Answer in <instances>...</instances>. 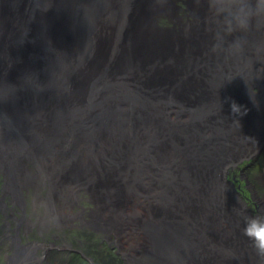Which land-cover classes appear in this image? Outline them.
I'll use <instances>...</instances> for the list:
<instances>
[{
  "label": "bare ground",
  "instance_id": "obj_1",
  "mask_svg": "<svg viewBox=\"0 0 264 264\" xmlns=\"http://www.w3.org/2000/svg\"><path fill=\"white\" fill-rule=\"evenodd\" d=\"M135 1L79 0L85 29L27 68L12 38L37 0L0 15L1 264H45L39 233L72 225L97 264H264L224 180L264 144V29L221 42L207 0Z\"/></svg>",
  "mask_w": 264,
  "mask_h": 264
},
{
  "label": "water",
  "instance_id": "obj_2",
  "mask_svg": "<svg viewBox=\"0 0 264 264\" xmlns=\"http://www.w3.org/2000/svg\"><path fill=\"white\" fill-rule=\"evenodd\" d=\"M21 0H2L0 6V15L19 14L18 5ZM79 0H37L35 6L28 10L24 9L21 13H28L25 17L27 26H22V20L16 17L14 53L16 61L23 63L26 68L30 67L35 61H40L47 54L54 56L53 49L61 50L63 42L67 43V38L71 34H75L84 30L85 18L75 17L74 8L72 7ZM4 7V8H3ZM39 7V11L35 12L32 8ZM81 19V22H78ZM3 40L6 41L8 29L5 31ZM53 54V55H52ZM230 174V173H229ZM229 174L224 175V180L229 186L232 196V202L243 213L246 218L252 217L246 210L245 203L240 198L234 181L229 178ZM255 217V216H253Z\"/></svg>",
  "mask_w": 264,
  "mask_h": 264
},
{
  "label": "rangeland",
  "instance_id": "obj_3",
  "mask_svg": "<svg viewBox=\"0 0 264 264\" xmlns=\"http://www.w3.org/2000/svg\"><path fill=\"white\" fill-rule=\"evenodd\" d=\"M2 0H0L1 4ZM140 2L143 6L142 13H140V16H144V13L147 12V8L149 7L148 5L146 6V2L144 0H136L134 3ZM183 6L187 8V0L183 2ZM193 20V17H191ZM192 20L190 22H192ZM185 23H190L186 19L184 20ZM137 27V26H136ZM136 27L134 26H127L123 27L121 31H125L126 38L122 37V32L119 31L118 37H120V40L124 42V40H127V36L129 35L131 37V41H137L141 42V36L139 34V28L135 29ZM164 27V26H160ZM176 32L179 31L178 27H175L174 29ZM122 45V44H121ZM119 45V46H121ZM170 69L173 70L171 67ZM255 69V66H254ZM239 77V76H238ZM184 88V87H183ZM185 93L186 96L189 92L184 91L182 94ZM251 157L244 161H240L237 163L232 171V174L229 175V178L234 181V184L236 187L242 185L243 188H246V194L247 196L250 197L251 201L253 203L257 202L256 199H253L254 193L257 195H260V197H263L264 194V177L261 175L262 173L264 174V145H260L258 147V150L256 153H253L250 155ZM246 176V177H244ZM250 184V185H249ZM255 196V197H256ZM75 208V207H74ZM76 209V208H75ZM67 228V227H66ZM38 232V231H37ZM28 233V234H27ZM82 233L83 229H79L78 226L72 225L69 227V230H65L64 228H61V230H58V228L53 227L50 233L45 232V233H39L43 234L44 237L38 239V241H42L43 243H50L51 241H55V235L60 236L61 239L58 241L60 242L59 244L57 243L55 248L54 247H49L50 251L51 249L54 250V253L51 254V257L48 258L47 264H97L95 255L93 254H86L81 251V246L84 245L86 246L85 242L82 240ZM34 228H29L26 233L22 232V241H34L33 236H34ZM38 235V236H39ZM79 237V239L77 238ZM101 239L102 241V249L107 253L108 257L109 255H112L114 257H117L119 259H123L122 257V251L118 247L117 244L111 242L110 240ZM2 240V238H1ZM8 240L5 239L2 243V248H0V260L5 261V251L8 250L9 245H7ZM76 243V244H75ZM8 246V247H7ZM43 250L39 251V256L41 257V253ZM249 255V254H248ZM251 258L252 256L249 255ZM70 258V261L67 263V259ZM3 262H0L3 263Z\"/></svg>",
  "mask_w": 264,
  "mask_h": 264
},
{
  "label": "clouds",
  "instance_id": "obj_4",
  "mask_svg": "<svg viewBox=\"0 0 264 264\" xmlns=\"http://www.w3.org/2000/svg\"><path fill=\"white\" fill-rule=\"evenodd\" d=\"M207 6L216 21L221 42L237 33L246 35L253 29H264V0H207ZM244 43L242 38L236 37L230 48L239 51ZM241 109L234 101L231 103L233 113H240ZM244 235L252 242L257 255L264 258V216L246 218Z\"/></svg>",
  "mask_w": 264,
  "mask_h": 264
},
{
  "label": "flooded vegetation",
  "instance_id": "obj_5",
  "mask_svg": "<svg viewBox=\"0 0 264 264\" xmlns=\"http://www.w3.org/2000/svg\"><path fill=\"white\" fill-rule=\"evenodd\" d=\"M244 177H246V176H244ZM237 189H238L240 198L245 203V206H246V209H247L246 211L249 212L251 215L253 214L255 217L261 216V209H262V206L264 205V194H263V197L261 198V200H262L261 202L253 203L251 201L250 197L247 196V194H246V188H243L242 185H240V186L237 187ZM253 199L254 200L256 199V201H257V196L255 197V193L253 195ZM13 226L14 227H12V229H15V230L18 229V226H16V225H13ZM21 239H22V236H21ZM40 242H42V241H40ZM45 244H47L48 247H47L46 250L49 252L50 251L49 247H51L52 245H50V243H45ZM9 245L13 246L12 242L11 243L9 242ZM10 246L8 247L7 252L9 251ZM41 250H43V252L41 253L42 255H41L40 258H42L44 263L47 264L48 258L51 257V254L50 253H46L45 249H41Z\"/></svg>",
  "mask_w": 264,
  "mask_h": 264
}]
</instances>
